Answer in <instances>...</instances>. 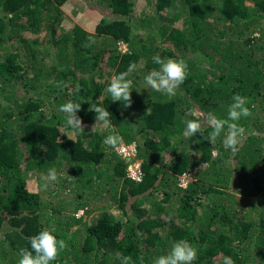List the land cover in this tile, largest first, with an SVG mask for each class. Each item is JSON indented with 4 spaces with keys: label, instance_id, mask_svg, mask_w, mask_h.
<instances>
[{
    "label": "trees",
    "instance_id": "16d2710c",
    "mask_svg": "<svg viewBox=\"0 0 264 264\" xmlns=\"http://www.w3.org/2000/svg\"><path fill=\"white\" fill-rule=\"evenodd\" d=\"M75 1L0 0V264H17L42 230L67 245L52 264H119L117 253L152 264L178 240L197 249L194 264H264V0H85L105 16L90 32L65 31L63 8ZM154 55L187 64L175 96L143 86ZM130 63L125 108L105 89ZM236 94L252 115L232 154L224 133L207 140L204 121L226 119ZM70 100L80 104L77 135L58 111ZM97 106L110 128L95 121ZM185 120L201 133L184 138ZM110 134L135 144L139 181L127 175L132 159L103 143ZM49 168L58 187L44 189ZM78 210L97 215L75 227Z\"/></svg>",
    "mask_w": 264,
    "mask_h": 264
},
{
    "label": "clouds",
    "instance_id": "9594fccd",
    "mask_svg": "<svg viewBox=\"0 0 264 264\" xmlns=\"http://www.w3.org/2000/svg\"><path fill=\"white\" fill-rule=\"evenodd\" d=\"M94 42V40L89 39L88 43L84 46L90 47ZM152 60L154 64L158 65V68L151 70L144 76L143 86L170 97L175 96L177 89L183 84L187 77V64L183 60L171 58L162 59L159 55H154ZM135 69L136 64L130 63L125 72H121L111 78L109 85L105 89V92L111 96L114 102H122L125 108L131 106V91L133 90V81L127 77ZM232 101L233 102L228 107L226 119L217 118L215 115H209L204 122L212 129L207 136V140L214 145L218 138L221 137V134L224 133L222 139L223 147L230 150L232 154H235L239 151V147L246 134L245 128L239 124V121L242 118L250 117L252 113L250 109L245 106L247 104V99L245 97L236 94L233 96ZM79 110L80 104L71 100L60 105L58 109L64 116L65 126L71 130L73 135L84 132L82 120L77 115ZM93 111L95 112V121H99L104 128H110L112 126L108 110L97 106ZM184 124L185 128L182 132L184 138L189 139L197 133H201L202 123L199 120H185ZM103 143L112 148L125 145L121 144L122 137L115 134H110L105 137ZM115 153L117 152L115 151ZM212 155L215 157L218 153L213 152ZM123 159L126 161L125 158ZM128 164L129 163H127V166ZM57 179V170L55 168H49L46 175L43 176V188L47 189L51 185H54ZM184 186L186 187V184ZM77 212L83 214L81 210ZM77 212L75 214L76 217ZM29 243L30 249L21 248L19 250L20 258L17 264H52V262L57 260L59 254L67 248L63 239L58 240L56 236L48 230H42L38 234L32 236L29 239ZM197 256V249L187 240H178L173 243L171 249L166 254L156 257L152 261V264H194L197 260ZM116 259L119 261V264H134L131 256L121 253H117ZM139 259L141 264H143V257ZM222 264H235V262L230 256H224Z\"/></svg>",
    "mask_w": 264,
    "mask_h": 264
},
{
    "label": "rangeland",
    "instance_id": "374dc122",
    "mask_svg": "<svg viewBox=\"0 0 264 264\" xmlns=\"http://www.w3.org/2000/svg\"><path fill=\"white\" fill-rule=\"evenodd\" d=\"M98 4L99 3H95L94 6L99 7ZM135 4H136L135 5L136 11L134 12V14H137L139 9H141V7H143V4L141 3V1H135ZM94 6H92V3L85 1V0H83L81 2L75 1V2H72V4H67V6L63 8L64 16H63L62 28L65 31H70L74 26H78L85 31H88V32L92 31L95 23L101 17L105 16V14L103 12H101V13L99 12L100 9H94ZM136 17L134 18V21L136 22L135 26L138 24ZM142 31L143 30H139L138 34H140L144 37L145 33H144V31L143 32ZM133 33L135 34L136 30H134ZM118 47H119V50L121 52L126 50L125 44L119 43ZM190 181H192V174L187 173V177L185 178V182L189 183ZM187 183H186V185H187ZM29 186H33L36 188V186L38 187V182L31 181L29 183ZM54 186H53V188H54ZM56 186H57V183H56ZM41 190H42V187H41ZM87 206H88V210L92 209V208H94L95 203H91ZM86 212H88V211H86ZM96 215L97 214L95 212L94 213L90 212V213H84L82 216V213L77 212V217L81 216L82 220L75 227H78V225H79V227L83 226L84 222H87V223L93 222ZM2 219H3L2 221H4L3 225H5V227H3V229L8 228V223L6 222V219L4 217Z\"/></svg>",
    "mask_w": 264,
    "mask_h": 264
},
{
    "label": "built area",
    "instance_id": "2783aa9c",
    "mask_svg": "<svg viewBox=\"0 0 264 264\" xmlns=\"http://www.w3.org/2000/svg\"><path fill=\"white\" fill-rule=\"evenodd\" d=\"M115 151L119 156L125 158L126 160L132 159V162L129 163L127 166V175L132 180L139 181L141 178V167H140V161H138L135 157L136 154L135 145L134 144H130L127 146L119 145L117 148H115ZM186 177L187 174H183L179 179L178 185L180 187H184V185L187 183L185 182Z\"/></svg>",
    "mask_w": 264,
    "mask_h": 264
}]
</instances>
